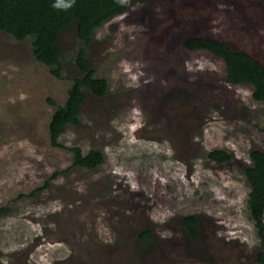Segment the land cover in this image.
Wrapping results in <instances>:
<instances>
[{"label":"rangeland","instance_id":"374dc122","mask_svg":"<svg viewBox=\"0 0 264 264\" xmlns=\"http://www.w3.org/2000/svg\"><path fill=\"white\" fill-rule=\"evenodd\" d=\"M206 33L264 63V6L249 0H133L96 29L89 54L110 91L86 92L81 123L60 138L102 150L94 170L75 167L49 130V99L63 105L72 84L75 28L62 37V79L36 61L31 38L0 33V208H11L0 264H262L246 167L264 151V103L224 82L222 59L184 48ZM216 150L231 160H212Z\"/></svg>","mask_w":264,"mask_h":264},{"label":"trees","instance_id":"16d2710c","mask_svg":"<svg viewBox=\"0 0 264 264\" xmlns=\"http://www.w3.org/2000/svg\"><path fill=\"white\" fill-rule=\"evenodd\" d=\"M133 0H0V33L11 34L19 41L32 39V50L36 61L47 66L57 79L63 78L65 63L61 49L63 35L75 28L80 43L73 60V75L66 102L56 106L49 125L51 144L67 148L74 153L73 165L94 170L106 162L102 150L93 149L84 154L80 147H65L60 143L61 135L68 125H79L86 92L96 97L109 94L107 79L96 76L89 49L95 41V31L104 23L126 14ZM264 6V0H249ZM184 48L190 52L207 51L225 62L224 82L229 85H247L252 88L256 102L264 103V63L242 48L234 46L210 33L189 36ZM210 158L218 162L231 160L225 151L211 152ZM251 164L246 173L251 184L249 209L258 233L264 242V151L255 150L250 155ZM11 212L10 207L0 208V218ZM190 236L199 237L200 220L196 215L184 218ZM144 246L154 238L147 228L140 236ZM260 262L264 264V253Z\"/></svg>","mask_w":264,"mask_h":264},{"label":"bare ground","instance_id":"6f19581e","mask_svg":"<svg viewBox=\"0 0 264 264\" xmlns=\"http://www.w3.org/2000/svg\"><path fill=\"white\" fill-rule=\"evenodd\" d=\"M132 5V4H131ZM127 14V13H126ZM27 41V40H26ZM54 78V77H53ZM66 102V101H65ZM248 204V203H247ZM255 224V223H254ZM261 251V250H260Z\"/></svg>","mask_w":264,"mask_h":264}]
</instances>
